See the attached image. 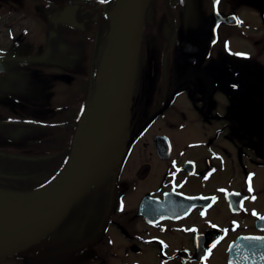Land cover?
I'll list each match as a JSON object with an SVG mask.
<instances>
[{"label": "flooded vegetation", "instance_id": "1", "mask_svg": "<svg viewBox=\"0 0 264 264\" xmlns=\"http://www.w3.org/2000/svg\"><path fill=\"white\" fill-rule=\"evenodd\" d=\"M118 5L0 0V189L35 187L52 122L89 92L53 98L73 77L52 65L89 55L92 75ZM142 29L94 186L0 264H264V0H148Z\"/></svg>", "mask_w": 264, "mask_h": 264}, {"label": "water", "instance_id": "2", "mask_svg": "<svg viewBox=\"0 0 264 264\" xmlns=\"http://www.w3.org/2000/svg\"><path fill=\"white\" fill-rule=\"evenodd\" d=\"M148 0H127L119 38V53L102 88L88 102L77 127L71 153L62 172L44 187L40 196L21 202L12 200L2 207L7 213L24 208H37L36 217L22 231L0 237V255L19 252L52 230L85 193L96 172L100 171L99 149L109 128L118 121L130 104L132 82L136 70L145 6ZM111 44L103 65L115 51ZM64 76V75H61ZM116 119V120H115ZM30 192L1 191L3 194L23 195Z\"/></svg>", "mask_w": 264, "mask_h": 264}, {"label": "bare ground", "instance_id": "3", "mask_svg": "<svg viewBox=\"0 0 264 264\" xmlns=\"http://www.w3.org/2000/svg\"><path fill=\"white\" fill-rule=\"evenodd\" d=\"M126 3H127V0H119L118 8L114 12L113 27H112L111 35H112V42H113L112 47H113L115 52L112 55H109L107 57L104 65L102 67V70L99 74V78H97L98 83L95 81L92 83L91 90L94 92L93 94L96 93L98 88L99 89L102 88V86H104V84L106 83L107 78H108V76L112 70V67L115 63L116 56L119 53V49H120L119 38L121 35V31H122L123 14H124V10L126 7ZM142 33H143V29H142ZM142 33H141V38H142ZM141 38H140V42H141ZM109 44H111V41ZM109 46H107V47L109 48ZM86 106L87 105H84V106L81 105L80 106V108L76 112V115H74V119L72 122L66 123L67 122L66 120H63V121L61 120V122L63 123L61 125L56 124L57 120H56V122H52V129H51L52 130V133H51L52 134V138H51V145L52 146L58 145L57 147H62V146L70 147V153H71L75 133H76L77 127L79 125V122L83 116V113L86 109ZM117 122L118 121L116 120V122H114L113 125H111V127L109 128V133H107V135L105 136L104 141H102L101 147L99 149V153L101 154L100 171L104 168L103 166L109 160V156H110V153L112 151L113 137L119 136V130H118L119 126H118ZM51 156H52V153L50 154V156L47 160L37 161V162L48 163L51 161ZM67 161L62 166V168L57 172V174L54 176V178H56L62 172V170L66 166ZM37 162H36V174H37ZM47 171L49 173L51 172L50 170H47ZM47 171L43 170V171H41V172L39 171V172L41 174L42 173L44 174ZM100 171L95 173V175L93 176V178L91 179V181L89 183V187L87 188V190L91 189L94 186L95 182L97 181V176L99 175ZM34 188L29 189V190L32 191ZM11 190L13 192H16L19 189H11ZM41 193H42V191L30 192V193H26L23 195L0 193V237H6V236L13 235V234H16V233L22 231L25 227H27L28 224L33 222V220L36 217V213H37V208H35V209L24 208L22 210H16L17 212L14 214L10 213V212L5 214L6 210L4 208L3 213H1L2 207L5 205L3 203H7V202L12 201V200H18V202H21L24 199H27L28 197L34 198L36 196H40ZM22 250H24V249H22Z\"/></svg>", "mask_w": 264, "mask_h": 264}, {"label": "rangeland", "instance_id": "4", "mask_svg": "<svg viewBox=\"0 0 264 264\" xmlns=\"http://www.w3.org/2000/svg\"><path fill=\"white\" fill-rule=\"evenodd\" d=\"M90 27H92L90 25ZM76 46V44H75ZM77 46H80L79 44ZM107 46V45H106ZM106 46H104V50L101 53L102 49H100V47H97L96 52H98V59H97V63H96V67L94 69V73L91 75V71H90V67L88 65V63H90L89 61V55H87L84 59H83V63L82 61H80V64L78 67L75 66V63L73 62H64L61 65H52V71L53 72H64L63 70H67V73H69L70 75H72V81H66V82H57V84L55 86H53V98H59V97H64L67 95L69 96V100L72 99L73 97H77V86L83 87L81 92H83V95L85 96L86 91L88 92V97L86 98L85 102L82 104V106H84L86 104V102H88L92 97H93V91L90 89L89 87V79H90V75L92 76V83L97 80V78H99V74L102 70V62L104 61L105 55H106ZM102 47V46H101ZM83 49H85V52H92V50H94V39L93 38H85L84 39V43H83ZM91 64V63H90ZM92 70V69H91ZM96 82V81H95ZM79 83L81 85H79ZM91 83V86H92ZM98 83V82H97ZM85 85V87H84ZM75 91V92H73ZM59 102V99H57ZM62 116V113H61ZM74 116V114H72V117ZM63 121V120H62ZM60 134V133H59ZM54 147V146H53ZM53 152L52 147H51V153ZM50 164V163H49ZM50 166V165H48Z\"/></svg>", "mask_w": 264, "mask_h": 264}, {"label": "trees", "instance_id": "5", "mask_svg": "<svg viewBox=\"0 0 264 264\" xmlns=\"http://www.w3.org/2000/svg\"><path fill=\"white\" fill-rule=\"evenodd\" d=\"M57 146L58 145H54V147L52 146L53 152L50 162L48 163L37 162V174H36L37 176H36L35 187H40L48 183L50 180H52L54 176L57 174V172L62 168V166L67 161L70 153V147L67 146L57 147ZM43 170L46 171L50 170L51 172L49 174H43V173L41 174L40 172Z\"/></svg>", "mask_w": 264, "mask_h": 264}, {"label": "snow or ice", "instance_id": "6", "mask_svg": "<svg viewBox=\"0 0 264 264\" xmlns=\"http://www.w3.org/2000/svg\"><path fill=\"white\" fill-rule=\"evenodd\" d=\"M100 2L101 3H104V2H106V0H100ZM254 199V198H253ZM253 214H255V213H253ZM262 219H264V217H262ZM252 239H264V238H252Z\"/></svg>", "mask_w": 264, "mask_h": 264}]
</instances>
